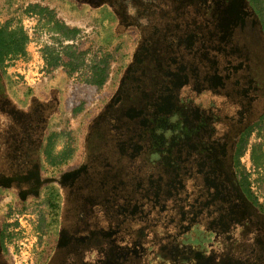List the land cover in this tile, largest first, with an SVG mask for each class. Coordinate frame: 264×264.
<instances>
[{
    "label": "rangeland",
    "instance_id": "obj_1",
    "mask_svg": "<svg viewBox=\"0 0 264 264\" xmlns=\"http://www.w3.org/2000/svg\"><path fill=\"white\" fill-rule=\"evenodd\" d=\"M185 1L0 0V25H20L28 36L26 55L7 61L3 84L16 109L31 110L10 146V121L0 115V264H72L78 249L95 263L93 250L77 245L88 240L103 250L101 264L216 258L198 247L199 234L207 233L202 209L216 190L195 184L199 164L192 169L187 157L177 158L176 147L190 145L173 133L232 134L231 118L241 113L259 127L247 139L238 176L264 208V59L252 49L253 24H230L219 5L186 8ZM29 5L48 9L78 34L63 40L46 17L26 12ZM148 45L153 65L145 74L139 48ZM49 52L62 59L57 68L46 65ZM99 70L103 85L73 113L71 93L88 98ZM127 103L140 113L122 114ZM50 135L53 163L42 155L29 161L31 152L20 157L18 146L39 149ZM254 147L257 165L249 158Z\"/></svg>",
    "mask_w": 264,
    "mask_h": 264
},
{
    "label": "flooded vegetation",
    "instance_id": "obj_2",
    "mask_svg": "<svg viewBox=\"0 0 264 264\" xmlns=\"http://www.w3.org/2000/svg\"><path fill=\"white\" fill-rule=\"evenodd\" d=\"M199 1L202 3L208 1L211 5H219V14L225 15L226 19H231L230 24H232L233 19L238 20V18L243 22L253 24L254 28L250 37L252 49L257 55L261 54L264 59V36L259 29L256 18L245 0H186L184 5L187 4L186 8L190 5V3L196 6ZM170 5L171 4H166L167 7ZM173 5L175 4H172V6ZM176 6H181V3L176 4ZM116 10L117 9H114L115 12H117ZM151 23L152 21L150 22V25H152ZM144 32L145 31H143L144 37L150 38L155 37L154 35L157 34L155 33L149 36L148 34L150 32H148V34ZM141 46L146 45L142 43ZM149 47H151V45L142 47V50L141 47L139 48L141 51L140 55H142L139 61L141 63L144 61V64L147 65L149 69L143 70L145 74H150V70L152 68L151 63L153 65V56L151 51H149ZM239 64L242 65L240 70H243V64ZM211 75L216 74L212 73ZM138 83L133 84L137 86ZM2 86L4 87L3 82ZM4 93L8 97L5 87ZM12 107L14 106L12 105ZM133 108L132 103L124 104L121 113L125 114L127 109H130L132 112L130 110L129 111L134 114V116L140 113L138 109L134 108L135 110H133ZM29 112H31V110L25 112V117L30 116ZM35 113L39 114L40 111H36ZM249 114L251 113H241L238 116H235V118H231V121H234L233 123L237 126L235 132H232V134H237L236 136H233L232 134L227 135L222 131L215 134L208 132V134H210L207 137H194L197 139V141H194V138L186 139V136H183V134L179 133L178 130L177 133H173L172 130L174 128L168 127L170 130H166L168 133H173V137H177L181 139V141L187 142V144L189 143L190 147L188 150L184 149V147H176L174 152L176 153L177 158H180V156L182 159L187 157V163H190V167L192 169H195V166L199 164V172L194 178L195 184L197 186L205 188L208 187V189L216 190L213 197L211 196V193L207 194V198L209 200L208 205L210 204V206L207 205L205 211L202 209L204 215L207 216V218L205 217V220L202 222L204 223L207 233L206 235L204 232L199 234L201 245H198V247L204 248L206 243L209 242L206 238L207 235H212L213 242L218 246V249H221V251L218 253V256L212 260L207 258L204 264H264V208L261 206L262 209L259 210L257 206L253 204L251 189H248V192L250 191L248 194L245 185L243 184V178L240 175L238 176L240 159L244 155L243 153L245 152L247 139L254 131L255 127H259L257 124H248L251 123V121H248ZM38 116L41 118L40 115ZM131 117L133 116L130 115L129 118ZM29 120L30 119H26L27 122H29ZM40 121L42 122L41 119ZM32 127H38V124H32ZM47 137L42 141V146L39 149L33 148L24 152V150H22V146H18V151L21 150L19 153L20 157L23 158L24 154L31 152L29 161H34L38 158V155H42L48 159L45 156ZM35 142L36 140L33 143ZM200 143V148H196L195 146ZM178 151H181V155L177 154ZM257 157L258 154H256V148H250L249 158L252 162H254V164L258 162L256 160ZM234 175H236V179H234ZM57 193L58 192L55 190H51V201H54V196L55 201L58 199ZM201 198L202 197L200 196L197 200L199 205L202 203ZM198 204L197 206L200 208ZM209 225H212L211 230L207 228ZM2 234H4V232L3 230H0L1 250L3 249L1 239ZM142 236L143 235L141 233V238ZM213 242L211 245L214 244ZM77 245L81 246V248L88 249V251L89 249L93 250L92 259L95 263L89 262L88 258L85 257L86 255L83 254L82 249H78L75 251L76 258L73 259L72 264H101L100 260L102 259L97 257L104 256V252L101 247H91L93 244L89 240L87 242H83L82 245L81 243H77ZM222 255L224 258H221ZM228 256L229 259L227 260ZM96 260L99 262H96Z\"/></svg>",
    "mask_w": 264,
    "mask_h": 264
},
{
    "label": "trees",
    "instance_id": "obj_3",
    "mask_svg": "<svg viewBox=\"0 0 264 264\" xmlns=\"http://www.w3.org/2000/svg\"><path fill=\"white\" fill-rule=\"evenodd\" d=\"M98 1L103 2L104 0H98ZM245 1L248 7L251 9L254 17L256 18L259 25V29L264 36V0H245ZM26 12L35 16H39L40 18L46 17L47 24L51 25L49 29L55 32L56 34H58L63 40H67V41L73 40L78 34L77 30L69 29L63 23L53 20V17L50 15L49 10L46 8H42L39 5H29L26 9ZM27 42H28V36L20 25L15 27H10L8 23L4 25H0V115L3 116L4 118H8L10 121L9 123L11 130L9 133L10 138L5 139L6 142L5 144L8 146H10L9 143L12 144L14 143L15 137L18 138L19 136V133L17 131L18 127L21 126L22 128L24 123H27V121L25 117L26 113L16 109L15 107H12L9 98L4 93V87L2 86V82H4V76L6 70L5 65L8 60H12L13 58L15 59L19 57H24L26 55L25 48ZM67 56L69 58V63L67 64V66H72V58H76V57L73 56V53L70 55L68 54ZM61 61L62 59L57 55H53V52L46 53L45 55V62L49 68H57L59 65H61ZM70 70L72 69L70 68ZM104 74H105V70H99L94 74L93 86L90 89L88 98L80 99L78 90H74L71 93L70 103H71V111L73 113L79 112L82 108V105L88 102L89 100H91L94 92L103 85L105 81ZM25 131L26 130H21L20 133H24ZM52 137L53 135L47 137V143L45 146L46 148L45 156L51 162H54L51 156ZM256 160L258 162L261 161V155H258ZM241 177L243 178L244 181L243 184L245 185L246 191L248 192V189L250 188L249 183L247 182V179L244 176ZM251 196H252L253 204L257 206L259 210L262 209L261 205L258 204L257 199L254 197L253 193H251ZM3 236L4 234L1 235L2 242H3ZM208 236H212V235H207V237ZM207 239L209 240V242L206 243L204 248H202L204 252L206 254L220 253L221 249H218V246L213 242V240L209 238ZM212 242L214 243L213 245H211ZM97 257L103 259L102 256L101 257L97 256Z\"/></svg>",
    "mask_w": 264,
    "mask_h": 264
}]
</instances>
